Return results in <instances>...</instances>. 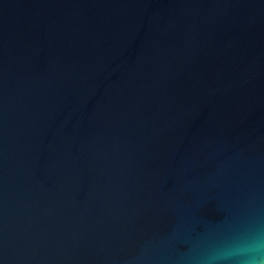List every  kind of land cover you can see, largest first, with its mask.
Here are the masks:
<instances>
[{"label": "water", "instance_id": "95a60500", "mask_svg": "<svg viewBox=\"0 0 264 264\" xmlns=\"http://www.w3.org/2000/svg\"><path fill=\"white\" fill-rule=\"evenodd\" d=\"M264 234V0H0V264H200Z\"/></svg>", "mask_w": 264, "mask_h": 264}, {"label": "clouds", "instance_id": "9594fccd", "mask_svg": "<svg viewBox=\"0 0 264 264\" xmlns=\"http://www.w3.org/2000/svg\"><path fill=\"white\" fill-rule=\"evenodd\" d=\"M200 264H264V234L258 229L242 233L210 250Z\"/></svg>", "mask_w": 264, "mask_h": 264}]
</instances>
